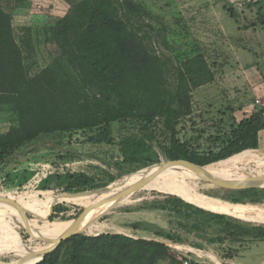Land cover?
Here are the masks:
<instances>
[{
    "label": "rangeland",
    "instance_id": "obj_1",
    "mask_svg": "<svg viewBox=\"0 0 264 264\" xmlns=\"http://www.w3.org/2000/svg\"><path fill=\"white\" fill-rule=\"evenodd\" d=\"M85 1L0 0V7L12 17L15 38L23 50L28 75L51 69L64 89L70 108L91 114L96 99L103 96L102 87L75 69L53 36L57 22L62 18H69L79 25L84 22L81 9ZM125 1V12L119 2H115V16L124 23V34L141 50L136 56L139 62L128 78V94L141 102L143 113L158 111L162 102L174 99L176 115L169 123L168 116L158 115L157 122L151 127L138 121L116 123L113 143L90 142L95 131L89 130L74 133L72 137L67 133L61 138L40 141L32 152L9 165L0 174V197L14 200L22 210H29L27 216L32 235L22 218L12 216L13 211H20L19 208L0 200V264L18 261L20 258L14 252L35 250L38 245L48 246L50 243L40 238L52 236L63 222L75 221L85 209L73 202L57 201L47 206L50 199L99 192L131 174L141 180L160 174L164 171L160 166L162 162L184 160L183 150L175 145L176 141L187 144L188 156L208 155L211 150L216 151L218 146L226 144L227 133L235 128V124L247 114L260 110L254 104L256 99L264 100V26L259 23L253 26L250 20L256 18L260 7L264 8V0H254L259 5L253 9L248 7L252 0ZM230 10L236 13L239 24L230 16ZM192 70L205 73L204 77L209 81L194 87L188 75ZM194 78L198 80V77ZM18 124L19 116L12 106L0 103V131L8 133ZM133 143L141 145L140 162L128 164L121 148ZM69 150L75 153L68 159L65 155ZM251 151L260 154V163L264 165V149ZM173 156H177L176 159H172ZM67 172L89 174L99 184L98 188L77 194L44 189L54 175ZM229 172L233 176L246 177L259 174L253 163H240ZM172 182L178 186V181ZM191 183L201 193L223 202L232 203L223 199L224 196H244L241 191L230 192L202 179ZM167 196L178 197L160 191L137 192L83 234H122L163 242L170 248V255L157 264H185L186 261L188 264H264V241L245 236L236 242L229 240L220 244L218 225L214 222L207 226V233L202 232L196 237V233L185 229L191 219L175 214L172 208L145 206L147 202L163 201ZM261 198L262 202L246 204L264 205V192ZM58 206H63L66 212L56 217L53 209ZM220 215L242 222L244 226L240 227L245 230L264 228L260 223ZM171 229L178 230L186 241L177 244L168 240L166 234ZM70 251L71 245L65 246L57 264H71Z\"/></svg>",
    "mask_w": 264,
    "mask_h": 264
},
{
    "label": "trees",
    "instance_id": "obj_2",
    "mask_svg": "<svg viewBox=\"0 0 264 264\" xmlns=\"http://www.w3.org/2000/svg\"><path fill=\"white\" fill-rule=\"evenodd\" d=\"M116 1L119 2V6L125 12L127 10L126 1ZM116 1L86 0L82 3L81 10L85 19L82 24H76L69 18H62L57 22L54 29V42L64 57L74 65L78 72L97 81L102 87L103 96L96 99L91 114L88 112L85 114L78 113L70 108L71 105L63 92L64 89L58 83V79L51 69H46L34 76L28 75L23 50L15 38L12 17L0 7V103L12 106L13 111L19 116L18 126L12 127L5 134L0 131V174L20 157L32 152L34 146L40 141H49L55 139L54 137L61 138L67 133H70L72 137L74 133L89 130L95 131L90 142L96 144L113 143V127L116 123L138 121L145 127H151L157 122L158 115L168 116V123L174 118L176 115L173 109L174 99L168 103L162 102L161 109L158 111L143 113L141 102L128 94V78L139 62L136 56L139 51L141 53V50L124 34V23L115 16L117 13ZM258 5V1L252 0L248 7L253 9ZM229 13L239 24L236 13L232 10ZM250 23L253 26L258 23L264 26V8H259L256 18L250 20ZM141 56L147 55L142 54ZM202 73L200 70L188 72L190 75L189 82L193 81L194 87H199L209 81L208 77H204L205 73L203 75ZM194 76L198 77V80L195 81ZM262 130H264V110H259L247 114L245 118L235 124V128L227 133L228 141L226 144L221 147L218 146L216 151L211 150L208 155L193 154L188 156L187 144H180L179 141H176L175 145L183 150L182 158L184 160L204 166L203 173L205 176L238 181L246 176H233L229 170L236 168L240 163H253L256 165V171L264 175V165L260 163V154L251 151L259 148V133ZM140 147V144L135 143L128 144V146L122 145L124 161L128 164L139 163ZM74 153L75 151L69 150L65 156L69 159ZM176 157L173 156L172 159H176ZM112 179L114 180L115 177L113 176ZM201 179V176L196 172L178 166L164 169L160 174L155 175L151 182L178 181V187L189 192L192 196L218 204H246L263 201L261 193L264 190L259 189L239 191L244 194L243 197H222L232 203L217 200L201 193L192 185L191 181ZM95 181L94 177L84 172H67L54 175L47 181L44 189L55 188L66 193L77 194L98 188L99 184H96ZM132 181L141 182L143 180L131 174L109 187L117 183ZM99 194L101 192H86L61 196L57 199L52 198L47 206H52L55 202L60 201L81 204L86 208ZM247 195L250 197L246 198ZM211 196H215V194H211ZM131 197L116 204H106L103 202L104 200L101 201L79 225L78 232L81 234L63 241L55 251L47 254L44 260L38 264H57L63 248L68 245H71L69 256L71 264H157L162 259L169 257L170 248L163 242L134 239L122 234L104 233L98 236L83 234V232H89L90 228L96 226L98 220L111 209L122 202H127ZM180 198L167 196L163 201L147 202L145 206L148 208H172L175 214L191 219L192 221L185 226V229L196 233V237L197 235L199 237L202 232L207 233V226L214 222L218 225L219 236L217 240L220 244H225L229 240L236 242L245 236L264 241L263 227L245 230L240 227L241 225L244 226L242 222L220 215L228 214L247 222L264 225V212H227L208 208L183 197ZM23 211L26 214L30 213L29 210ZM65 212L66 209L63 206L54 208L56 217ZM46 214L49 215V211L46 210ZM12 216H16L18 219L22 218L20 211H13ZM73 222H63L60 230L48 238L57 240L59 235L65 232ZM166 238L177 244H183L186 241L176 229H171L166 234ZM48 246L38 245L35 250L14 253L19 258L32 256V252H42Z\"/></svg>",
    "mask_w": 264,
    "mask_h": 264
},
{
    "label": "water",
    "instance_id": "obj_3",
    "mask_svg": "<svg viewBox=\"0 0 264 264\" xmlns=\"http://www.w3.org/2000/svg\"><path fill=\"white\" fill-rule=\"evenodd\" d=\"M160 166H161L162 170H164L166 168L178 167V166L188 168V169L196 172L198 175H200L202 180H204L208 183H211L218 188L225 189V190L243 191V190L264 188V175H261V174L245 177V178H242L238 181H233V180H221V179H215V178L207 177L203 173V167L202 166H199L197 164H194V163L186 161V160H172V161L162 162L160 164ZM154 177L155 176H149L147 179H145L141 182H138L137 184H134L128 188L122 189L118 192H115L114 194H112L109 198H107L103 202L106 204H116L125 198L131 197L136 192H138L139 190L144 188L148 183H150L151 180L154 179ZM106 189H108V188H106ZM105 190H101L98 193L105 191ZM168 194L174 195L171 193H168ZM0 200H5L7 202H10L11 204H14L15 206H17L19 208V210L21 212L22 220H23L24 224L26 225L29 234L32 235L30 228H29L28 216L22 210V208H20L18 202L14 201V200H10V199H4L1 197H0ZM182 200H184V199H182ZM187 203H189V202H187ZM189 204L195 206L192 203H189ZM95 205H97V204H93V205L86 207L83 210V212L78 216V218L73 222V224L69 227V229L57 240H52V239L47 238V237L40 238L41 240L51 242L52 246H50L49 248H47L46 250H44L42 252H38V253L32 252L33 258H40V260L37 263L43 261L47 254L55 251L61 245V243L63 241L68 240L69 238H71L75 235L81 234L80 232H78L79 222L84 217V215L88 212V210H90V208L95 206ZM195 207H197V206H195ZM198 208H200V207H198ZM200 209H202V208H200ZM53 211H54V209H53ZM205 211H207V210H205ZM15 264H28V263L26 262V258L22 257Z\"/></svg>",
    "mask_w": 264,
    "mask_h": 264
},
{
    "label": "bare ground",
    "instance_id": "obj_4",
    "mask_svg": "<svg viewBox=\"0 0 264 264\" xmlns=\"http://www.w3.org/2000/svg\"><path fill=\"white\" fill-rule=\"evenodd\" d=\"M138 182H140V181L121 182V183H117L115 185H112L107 190H105L104 192L99 194L97 197H95L88 204V206L93 205V204H97L98 205L108 195H110L112 193H115V192H118V191H120L122 189L128 188V187H130V186H132L134 184H137ZM144 190H152V191H160V192L171 193V194H174V195L179 196V197H183V198H186V199H189V200H193V201H195L197 203H200V204H202V205H204V206H206L208 208L215 209V210H221V211H227V212H241V211H261V212H264V205L255 206V205H250V204H246V205H244V204H218V203H214V202H211V201H208V200H205V199L197 198L195 196H192L189 192H187V191L181 189L180 187H178L172 181L150 182L144 188H142L140 191H144ZM97 205L91 207L90 210H88V212L80 220L79 225L86 219V217L89 215V213ZM65 232L60 234L58 238H60ZM50 246H52V244H50L47 248H49ZM25 258H26V262L28 264H35V263H37L40 260V258H33V256H27ZM15 263H13V264H15Z\"/></svg>",
    "mask_w": 264,
    "mask_h": 264
},
{
    "label": "built area",
    "instance_id": "obj_5",
    "mask_svg": "<svg viewBox=\"0 0 264 264\" xmlns=\"http://www.w3.org/2000/svg\"><path fill=\"white\" fill-rule=\"evenodd\" d=\"M254 106L258 107L260 110H264V100L256 99ZM185 264H188L186 261Z\"/></svg>",
    "mask_w": 264,
    "mask_h": 264
},
{
    "label": "crops",
    "instance_id": "obj_6",
    "mask_svg": "<svg viewBox=\"0 0 264 264\" xmlns=\"http://www.w3.org/2000/svg\"><path fill=\"white\" fill-rule=\"evenodd\" d=\"M259 149H264V130L259 133Z\"/></svg>",
    "mask_w": 264,
    "mask_h": 264
}]
</instances>
